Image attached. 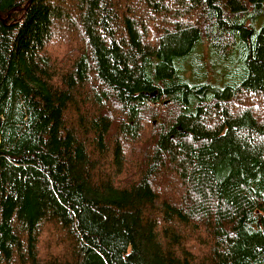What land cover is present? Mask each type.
Masks as SVG:
<instances>
[{
  "label": "trees",
  "instance_id": "trees-1",
  "mask_svg": "<svg viewBox=\"0 0 264 264\" xmlns=\"http://www.w3.org/2000/svg\"><path fill=\"white\" fill-rule=\"evenodd\" d=\"M0 264H264V0H0Z\"/></svg>",
  "mask_w": 264,
  "mask_h": 264
}]
</instances>
